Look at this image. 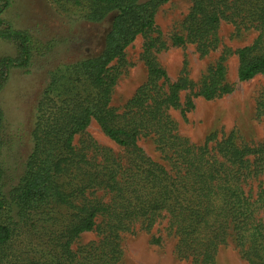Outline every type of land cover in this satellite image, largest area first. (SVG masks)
Returning <instances> with one entry per match:
<instances>
[{"label":"trees","instance_id":"1","mask_svg":"<svg viewBox=\"0 0 264 264\" xmlns=\"http://www.w3.org/2000/svg\"><path fill=\"white\" fill-rule=\"evenodd\" d=\"M166 1L52 0L106 29L101 49L68 69L83 90L38 102L31 150L10 184L0 107V264H117L122 234L149 231L163 220L175 252L192 264H215L218 246L228 239L248 264H264V93L255 102L263 133L257 143L212 132L195 144L178 133L171 116L175 110L183 116L193 98L211 100L233 90L225 80L230 53L237 58V80L264 76V0H191L169 42L154 21ZM8 6L9 0H0V38L14 45L15 54L0 57V93L11 68L30 66L50 48L28 30L4 27L1 14ZM221 23L236 34L252 31L254 38L234 50L223 47L197 82L184 67L172 81L156 53L189 43L204 56L220 46ZM138 36L145 79L113 106L112 92L129 63L125 48ZM92 121L121 151L89 136ZM140 138L152 140L163 162L144 151ZM84 232L96 238L77 245ZM23 233L34 244L25 250L17 243L15 250Z\"/></svg>","mask_w":264,"mask_h":264},{"label":"rangeland","instance_id":"2","mask_svg":"<svg viewBox=\"0 0 264 264\" xmlns=\"http://www.w3.org/2000/svg\"><path fill=\"white\" fill-rule=\"evenodd\" d=\"M190 2L168 0L157 7L154 21L165 41L169 42L173 32L180 30ZM78 15L76 11L55 5L52 0H9V6L1 14L4 27L28 30L47 47L50 46L45 54L34 57L30 66L11 68L0 93V107L4 114L2 161L9 176L8 183L17 181L21 164L31 150V132L38 102L43 96L45 101L47 98L56 100L59 94L65 96L72 90L82 91L84 83L75 81L68 69L81 57L95 54L101 49L106 24L83 22L84 19ZM254 35L252 31L236 34L230 24L221 23L218 31L220 46L208 54L199 56L194 46L187 43L185 46L167 45L156 53V58L172 81L184 67L189 79L197 82L216 61L223 47L234 50L250 43ZM141 43L142 38L138 36L125 48L129 63L118 77L112 92L113 106L122 105L145 79L146 69L140 59ZM14 54V45L0 38V57ZM224 63L225 80L233 90L211 100L193 98V107L183 116L177 110L172 111L177 131L195 144H201L212 132H216L218 137L232 133L236 141L257 143L263 140V133L262 123L256 116L255 102L259 94L264 93V76L256 75L239 81L235 54H228ZM184 94L181 93V98ZM85 130L100 145L121 151L103 134L96 122H90ZM78 139L79 135H76L73 141ZM138 144L149 156L163 162L152 140L140 138ZM259 179L264 188V171ZM152 237H158V243H153ZM95 238V232H84L76 244H84ZM17 243L30 250L34 240L23 233L19 241L12 245L15 250ZM120 244L123 253L117 264H192L190 257H179L175 252V238L168 233L164 220L149 231L135 229L134 233L122 234ZM214 263L248 264L239 256L231 239L218 246Z\"/></svg>","mask_w":264,"mask_h":264}]
</instances>
